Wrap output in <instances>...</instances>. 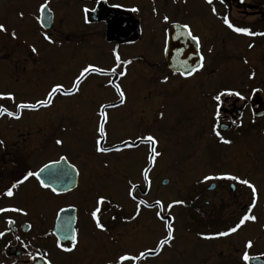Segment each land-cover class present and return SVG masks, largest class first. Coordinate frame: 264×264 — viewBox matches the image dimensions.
<instances>
[{"label": "rangeland", "instance_id": "obj_1", "mask_svg": "<svg viewBox=\"0 0 264 264\" xmlns=\"http://www.w3.org/2000/svg\"><path fill=\"white\" fill-rule=\"evenodd\" d=\"M171 1L168 3L173 9ZM188 1L195 7L194 0H187L180 8L188 10ZM41 2L20 0L0 5V24L6 29L0 32V50L3 51L1 55H9L5 62H0V92H12L15 96L14 100L0 99V106L19 116L17 119L6 113L0 115V134L8 139L7 143L12 142L18 134L16 143L12 147L8 146V150L38 148L41 141L46 140L42 149L34 150L31 164L39 166L54 156L66 155L79 166L81 182L87 189L96 183L94 189L85 190L86 205L89 207L98 195H103L107 201L122 208L125 218L132 221L131 227L122 231V234L131 233L134 236L123 242L124 251L135 254L145 248H154L152 244L156 245L166 230L162 221L155 216L157 208L150 205L155 200L167 203L165 197L174 185L180 187L179 191L183 193L192 182L205 181L204 176L210 170L207 153L211 116L215 113L214 93L209 89L216 90L219 85L228 83L231 89L238 88L241 82H245L244 74H241L245 67L239 66L237 71L228 69L227 73L212 79H208L207 72L189 79L170 74L165 64L159 63L162 43L146 41L137 45L133 41H125L116 46L102 38H93V26L84 20L83 3L80 0H74L72 4L63 0L53 1L55 8H62L60 18L54 22L55 28L60 29L62 34L55 32L48 35L53 41L50 43L44 39L47 34L37 21ZM109 2L122 5L125 0ZM194 9L202 12L199 6ZM186 21L191 22V16ZM162 29L163 23L155 24V34L162 32ZM147 32L149 34V29ZM78 36L82 44L78 42ZM33 47L35 52L32 51ZM29 53L33 58L30 63L23 60L30 58ZM140 53L143 54V60V57H138ZM117 54L121 61L131 60L130 64L117 67V73L126 70L124 77L109 74V70L116 67ZM36 59L38 66L33 67ZM89 64L104 69V72L85 74L79 82L78 91L71 95L57 93L48 106L16 108L20 102L35 103L45 99L54 84L69 87L82 70L79 68ZM32 68H35V72H44L42 85L34 86L39 84L40 79H30L34 73ZM164 76H168L167 81H164ZM109 80L114 84L109 85ZM115 84H119L125 92L123 104L120 103ZM102 104L105 105L107 116L106 138L102 140V146L119 148V151H95V141L99 138L97 127L102 120L99 115ZM160 113H163V117ZM50 122H53L52 126ZM148 134L158 140L156 147L161 153L153 164L148 163L150 145L137 139ZM57 139H61L63 144L56 145ZM123 140H129L130 144H121ZM144 168L149 169L150 183L142 176ZM165 179L168 180L167 184H163ZM129 180L138 185L133 192L135 200L127 194ZM75 196L78 197V192ZM167 198L171 199V194ZM140 200L146 201V204L140 205L139 215H136ZM133 216L136 218L131 219ZM98 218L106 225L105 215L100 214ZM184 219L172 221L175 239L170 246L165 245L161 254L146 255L137 264H214L210 259L213 245L197 238L189 222ZM81 220L80 238L95 241L99 245L97 264H107L110 259L114 261L112 250L115 244L109 231L95 227L90 211ZM147 220L152 223L147 224ZM60 264H73V261L66 259Z\"/></svg>", "mask_w": 264, "mask_h": 264}, {"label": "flooded vegetation", "instance_id": "obj_2", "mask_svg": "<svg viewBox=\"0 0 264 264\" xmlns=\"http://www.w3.org/2000/svg\"><path fill=\"white\" fill-rule=\"evenodd\" d=\"M16 1L20 0H0V5ZM53 1L55 0H42L41 2L47 6L51 15V24L48 29L43 28L39 22L40 8L37 12L39 27L47 35L55 32L62 34L61 30H57L54 26L55 19H58L62 8H55ZM63 1L67 4L74 2V0ZM80 1L83 3L84 20L88 25L93 26L91 32L93 38H102L107 41L105 39L107 21L118 15L132 17L136 25L135 30L126 38L111 39L107 42H113L116 46L125 41H133L137 45L146 41L162 43L161 58L159 57V63L162 62V64H165L163 49L167 28L173 24L184 25L187 23L192 33L199 37V53L204 58L203 67L187 79L203 72H207L208 79H212L222 73H227L228 69L237 71L239 66L245 67L241 73L244 74L245 82H241L238 88L231 89L228 83L219 85L216 90L209 89L214 95L225 90L238 91L243 99L234 95L222 96L218 108L219 117L212 113L209 132L211 137L207 153L210 170L207 175L218 177L227 173L240 179H248L257 189L256 204L250 213L256 217V220L254 222L246 221L245 225L236 233L227 237L205 240L208 244L210 242L213 245L210 250V259L214 261V264H264V111L261 117H257L251 106V97L255 90H260L264 97V36L236 33L223 22L224 17L227 16L235 26L249 27L254 32H264V0H212L211 4L207 0H194V8L199 6L202 12H199V9H194L190 1H188L190 4L188 10L181 9L180 5H185L187 0H172L173 9L169 7L170 0H125V3L122 4L124 6L110 3L109 0ZM101 2L110 10H105V13L100 15L103 19L94 20L92 14L100 8ZM133 8H137L138 11L133 12L131 10ZM154 8L155 12H153ZM165 15L170 18L167 23L163 21ZM189 16L192 18L191 22L186 21ZM159 22L163 23V29L162 32L155 34L154 27ZM78 38V42L82 44L80 36ZM249 44L252 45L251 48ZM209 48H211V52L208 51ZM2 52L0 50V62H5V58L9 55H1ZM28 56H30L29 59L23 60L30 63L33 58L30 53ZM138 57H143V54H138ZM38 59L34 60L33 67L38 66ZM225 60L227 61L225 62ZM32 69L34 73L30 79H40L39 84L34 86L42 85L41 78L44 72L42 70L35 72V68ZM111 73L109 72V74ZM174 74L180 76L179 73ZM74 81L75 79L72 82ZM72 84L63 88L61 93L70 91ZM213 102L216 112L217 102L214 100ZM50 125L52 126L53 122H50ZM214 127L231 143H222L215 135ZM221 127L225 130H222ZM51 130L53 133L54 128L52 127ZM17 135L14 136L12 142L7 143L8 139L0 134V140L4 142L3 146H0V207H20L27 212V215L14 212L0 214V231L5 232V235L0 237V264H47L48 261H51V264H60L66 259H71L73 264H97L99 245L95 241L89 242L83 237L80 238L82 216L95 208L96 199L91 205L89 204V207L86 205L85 190L87 188L81 182L79 166L68 158L67 162L76 166L73 170L75 181L74 184L72 183L74 186L72 189L56 195L49 189L42 188L35 177H30L17 189H14L12 198L2 195L7 187L22 178V175L27 171H37L47 163L59 160L62 156L66 157L61 154L39 166L32 165L34 150L42 149L46 140H42L38 148H24L23 151L8 150V146L12 147L16 143ZM120 143L126 145L130 141L123 140ZM83 173L85 174V169ZM95 186L96 183H92L87 190L90 191ZM179 189L180 187L175 185L171 187L167 196L171 194L172 198L168 200L167 196L165 197L167 201V203L164 202L165 208L173 200L184 201L183 204L174 205L169 211V215L178 221L185 218L194 235L201 240L204 239L200 235L201 233L213 234L217 231H225L229 226H234L239 218L247 212L253 199L251 189L240 184L239 180L211 179L204 182H192L183 193ZM76 192H78L77 198ZM115 205L112 202L101 204V211L97 213V217L100 214L106 216V225L104 226L109 231L112 243L116 246L112 250L114 257L118 253L124 252L123 242L134 237L131 233L122 234L124 228L131 227L132 221L126 219L125 211ZM60 208H64L66 211L64 223L67 233L70 235L72 228L77 230V244L71 252H65L62 248L57 247L58 238L53 232L57 212ZM113 216L116 217L115 220L112 219ZM9 218L15 222L14 225L6 223ZM149 223H152L151 220H147V224ZM17 236L20 237V240L16 239ZM247 240L253 242V247L247 251L249 256L254 258L244 262L240 257L245 250L244 243ZM59 241L64 247H72L70 240ZM25 244L28 245L27 248L24 247ZM152 245L155 247V244ZM161 252L162 250L158 254ZM28 253H31V257ZM43 253H47V256L45 257ZM99 259L100 256H98ZM125 264H131V262H125Z\"/></svg>", "mask_w": 264, "mask_h": 264}, {"label": "snow or ice", "instance_id": "obj_3", "mask_svg": "<svg viewBox=\"0 0 264 264\" xmlns=\"http://www.w3.org/2000/svg\"><path fill=\"white\" fill-rule=\"evenodd\" d=\"M207 2L209 4L212 3V0H207ZM40 9H44L45 8V4H41L39 6ZM133 12L138 11L137 8H133L131 9ZM85 11H87V9H85ZM155 8L153 9V12H155ZM213 11H215V9H213ZM21 15H23L21 13ZM163 21L164 22H169L170 18L169 16L165 15L163 16ZM224 24H226L228 26V28L232 29V31L236 32V33H240V34H244V35H248V36H264V32H254L252 31L249 27H243V26H235L233 23L230 22V20L228 19L227 16L224 17L223 20ZM184 29L188 30V36L191 38L192 41L196 42L197 47H199V37L197 35H194L190 29V26L185 23L183 25ZM2 31H6L5 27L3 24H0V32ZM13 36H15V33H12ZM45 40H48L50 43L53 42L51 40V38L48 35L44 36ZM249 47L251 48L252 45L249 44ZM32 51L35 52L36 49L33 47ZM209 52H211V48L208 49ZM203 56L200 57V63L197 64L195 67L191 68L190 70H188L185 73H181V75H186V76H190L192 75V73L198 71L200 68L203 67ZM115 60H116V67L111 68L109 71L112 73L117 74L119 77H124L126 75V70H120L117 73V67H120L121 65H127L131 63V60H124L121 61L120 56L117 54L115 56ZM90 72H104V69L102 68H98L94 65H87L85 67L82 68V70L79 72V74L75 77V81L72 84V89L70 91H65L64 94L65 95H71L74 92L79 90V82L81 81V79L85 76V74L90 73ZM164 81L168 80V76H164ZM109 85H113L114 82L112 80L108 81ZM115 89L119 94L120 97V103L123 104L125 103V92L121 89L119 84H115ZM63 89V85L62 84H54L51 89L47 92L46 98L45 99H41V100H37L35 101V103H27V102H20L19 104L16 105L17 109H36L39 106H48L52 103V97L57 94L60 93L61 90ZM227 95H234L237 97H240L241 99H243V97L241 96V93L238 91H231V90H225L222 92H218L216 95H214L212 97V99L214 101L217 102V111L215 112V116L219 117L220 112L218 110L219 105L221 103V97L222 96H227ZM0 99H8V100H14L15 96L14 93L12 92H0ZM113 107L115 105H112ZM104 108L105 105H100V117L102 118L101 122L98 123V127H97V132L99 135V138L96 139L95 141V151L98 153H107V152H111V151H119V148H110V147H104L102 146V140L106 138V130H105V123L107 122V116L104 112ZM7 114L10 117H15V118H19V116L17 115V113L9 111L7 108H4L2 106H0V115H4ZM160 116L163 117V113H160ZM239 126V125H238ZM213 131L215 133V135L219 138V140L224 143V144H230L231 141L229 139H226L224 136L221 135V133L219 131H217L215 129V127L213 128ZM137 139L139 140H143L146 141L149 145V155H148V163L149 164H153L156 160L157 157H159L161 155V153L159 151H157V145H158V140L152 135V134H148L146 136H140L137 137ZM3 141L0 140V146H3ZM123 143V142H122ZM56 145H62L63 141L61 139H57L55 141ZM67 157H61L60 160H56V161H52V164L54 165H59L61 160H66ZM107 166V165H105ZM49 165L45 164L41 169H39L38 171H27L25 174L22 175V178L17 179L14 183L11 184L10 187H7L6 190L2 193L3 196L8 197V198H12L14 196V189H17L19 185L23 184L25 181H27L30 177H35L38 181L39 184L42 188L44 189H49L52 193L59 195L60 192H58L56 187H53L52 184L45 182V180L41 179V175L45 172H48L49 169ZM71 167L73 169H75V165H71ZM48 175H64L67 176V173L64 172L63 170L57 169L54 170L52 172H48ZM142 176L144 178V180L146 182H149V169L148 168H144L142 170ZM211 179H230V180H239V183L242 185H246L249 189H251V193H252V204L248 207L247 212H245L238 220L237 223H235L234 226H229L227 228V230L225 231H217L213 234H203L201 233L200 235L202 236V238L204 239H212L215 237H227L230 234L236 233L238 229H240L243 225H245L246 221H255L256 217L254 215H251L250 213L252 212L253 207H255L256 204V195H257V189L256 187L248 180V179H240L237 176H233L230 174H221L218 177H212V176H208L205 175L204 176V180L208 181ZM150 183V182H149ZM129 184V188H128V196L131 197L133 200L136 199V197L133 195L134 190L138 187V185L133 184L131 182V180L128 181ZM104 203H110V201H107L106 198L103 195H98L97 199H96V206L95 208L90 212V217L91 219L95 222V227L101 231H107V229L105 228V226L100 222V220L97 217V213L101 211L100 209V205L104 204ZM184 201L182 200H173L171 203H168L166 205L165 208V204L164 202H162L161 200H155L154 203L152 205H150V207H155L157 208V211L155 212V216L162 221L164 229L166 230V234L163 236L162 239H160L157 244L155 245L154 248H145L143 251H139L138 253H130L128 251H124L122 253H118L117 256L115 257V260H108L107 264H125V262H131V264H137V262L142 261L143 259H145L146 254H158L165 245L170 246L171 242L175 239L174 236V228H173V223L172 221L174 220V217H171L170 215L167 214L168 211H170L174 205L177 204H183ZM146 201L144 200H140L139 204L137 205V212L136 215H139V209H140V205H145ZM65 209L64 208H60L59 211L57 212V216H59V214L61 212H64ZM8 212H14V213H23L24 215H27V212L20 207H13V206H8V207H0V214L3 213H8ZM136 217L133 216L131 217V219H135ZM113 220L116 219L115 216L112 217ZM7 224L10 225H14L15 222L12 219H7L6 220ZM30 227V226H29ZM5 235L4 231H0V237H3ZM64 238L66 240H70L72 247H64L59 239L57 240V247L62 248L63 251L65 252H71L76 244H77V230L75 228H72L70 230V235L68 233H65ZM17 240H20V237L17 236L16 237ZM25 248L28 247V245H24ZM253 247V242L252 240H247L244 243V251L240 257V259L244 262L249 261L250 259H253L254 257H250L249 253L247 251V249H250ZM29 257H31V253H28ZM43 255L46 257L47 253H43ZM47 264H51V261H48Z\"/></svg>", "mask_w": 264, "mask_h": 264}, {"label": "water", "instance_id": "obj_4", "mask_svg": "<svg viewBox=\"0 0 264 264\" xmlns=\"http://www.w3.org/2000/svg\"><path fill=\"white\" fill-rule=\"evenodd\" d=\"M108 9L103 2L100 3V8L95 10L92 14L94 20H101V14ZM105 13V12H104ZM39 22L43 28L48 29L51 24V15L48 12L47 6L39 11ZM48 14V21H47ZM46 23V24H45ZM136 28L135 22L132 17L115 16L112 20L107 21L105 27L106 40H118L119 38H126ZM188 30L184 29L183 25L174 24L166 31V42L164 49V59L166 66L169 70L178 73H185L191 68L199 64L200 54L196 42L192 41L188 36ZM186 77V75H182ZM251 106L254 115L261 117L264 111V97L260 90H255L251 97ZM225 130V128H222ZM50 166L48 172L60 169L67 173L64 175H48L45 172L41 175V179L45 182L52 184L58 191L63 192L72 188L75 181L74 172L65 160H61L59 165L48 163ZM166 183V180L164 181ZM66 211L61 212L56 219L54 234L61 240L65 241V233H67L66 226H64V216Z\"/></svg>", "mask_w": 264, "mask_h": 264}]
</instances>
